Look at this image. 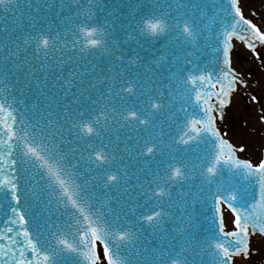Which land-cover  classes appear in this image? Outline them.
<instances>
[{
  "label": "snow or ice",
  "instance_id": "1",
  "mask_svg": "<svg viewBox=\"0 0 264 264\" xmlns=\"http://www.w3.org/2000/svg\"><path fill=\"white\" fill-rule=\"evenodd\" d=\"M56 3L58 19L38 27L37 0H24L23 26L20 0H0V11L16 20L0 26V77L12 89L0 88V264H235L250 257L252 237L264 236V159H241L244 146L225 139L216 121L248 84L233 67V41L259 57L264 29L245 17L240 0H146L122 35L96 16L95 0H66L67 15ZM161 40L158 55L141 57ZM130 41L136 49L126 51ZM66 51L80 62L109 57L108 70L89 84L105 90L74 100V109L53 99L49 77L66 97L98 65L67 55L73 70L65 77ZM21 66L29 76L43 74L35 97L16 87L13 68ZM130 161L139 162L131 173ZM193 206L211 213L199 234ZM157 236L163 243L153 246Z\"/></svg>",
  "mask_w": 264,
  "mask_h": 264
},
{
  "label": "water",
  "instance_id": "2",
  "mask_svg": "<svg viewBox=\"0 0 264 264\" xmlns=\"http://www.w3.org/2000/svg\"><path fill=\"white\" fill-rule=\"evenodd\" d=\"M37 2L41 5L40 11L31 13L36 18L37 26L38 27L43 26L44 24H48L51 26L52 21L58 19L59 4L56 3V0H52L53 7L51 9H48L43 7V0H37ZM75 2L76 0H73V5L75 4ZM145 2L146 0H95V3L99 6V11H96V9H93V11L95 12L96 16L99 17L101 20H107L110 24H113L115 26L113 28V31H115L118 35H122L123 33L121 32V29H123L127 23L131 22L132 17L137 15L138 11L144 7ZM20 3H21L20 11H23L25 14V20L21 22V26H23L27 22V16L30 13L28 12L27 8L24 6V0H20ZM61 3H64L65 15H67L68 4L66 3V0H61ZM5 23H7L10 28L15 27V23H16L15 14H13L12 19H8L7 15L3 11H0V26L4 25ZM245 27L246 26L243 24V22H241L240 25H237V31L240 32L241 34H244ZM18 34H19L18 31L16 33H13V38H15V36ZM3 36L4 34L0 33V41L3 40ZM69 40H71V37H69ZM244 43L246 44V42ZM163 45H164V41L161 40V42L156 44L153 49H147V46H145V50H140L139 54L141 55V57L145 59H150L153 56L159 54L158 50L161 49ZM9 47L11 48L12 45L9 44ZM128 49H136L135 42H131V41L128 42L125 46V50L127 51ZM13 51H15V49H13ZM0 54H5L2 44H0ZM19 55L21 54L16 53V56ZM67 55H72L73 61H77V63L88 64L89 67L91 66V64L98 65L96 73H88L83 77L78 78L76 81V86L70 90L69 95L66 97L60 96L59 90L55 89V81L51 77H49L48 87L55 91V95L53 96V99L58 100L60 104H67L70 108L74 109L76 107L74 100L78 99L81 100V102H83V97L88 96L89 93H91L93 95V98H95L100 91L105 90V86L102 83H97L95 89L90 88L89 84L95 82L94 80H92V77L98 75L101 69H103L104 71L108 70L109 57L107 55L93 54L92 56L86 57L83 62H80L77 60V56L74 52L66 51L65 56L60 57V59L65 61L63 68L65 77H67V74L73 70L72 62L66 60ZM13 59H15V57ZM49 62H51V60ZM2 63L3 62L0 61V64ZM13 71L15 72L16 81H17L16 87L18 88L19 92L25 94L27 97H35L38 94V91H43V88L38 89V86L36 84V80H39L43 76L41 72L37 71L35 73V76H29L28 69L23 66L15 67L13 68ZM53 71H55V69ZM59 74H60L59 72L56 73L57 76ZM0 88H8L9 91L12 90L9 81L4 80L3 77H0ZM84 89H87V91L85 92ZM72 93H75V97L72 95ZM81 93H83V96L81 95ZM19 98L23 99L24 96H21ZM228 105L229 104H227L223 109V117L226 114ZM217 120H221V119L218 118ZM223 121H226V118L223 119ZM219 127L221 129L220 124ZM236 146L239 147L240 145H236ZM241 156L250 159L249 155H241ZM138 165H139L138 161H130L129 162L130 173L134 171L138 167ZM50 211L57 212L56 209H51ZM191 214H192V231L194 234H199L201 227H207L208 221L205 219V217L211 215V213L207 210V208L202 209L199 206H193ZM224 216L226 222L227 221L226 212L224 213ZM176 226L177 223L175 219H173L168 225V227L170 228H175ZM256 234L261 235L259 232H257ZM158 241L160 243H163L162 240H159V236H157L156 240H152L151 243L153 244V246H155V244Z\"/></svg>",
  "mask_w": 264,
  "mask_h": 264
},
{
  "label": "rangeland",
  "instance_id": "3",
  "mask_svg": "<svg viewBox=\"0 0 264 264\" xmlns=\"http://www.w3.org/2000/svg\"><path fill=\"white\" fill-rule=\"evenodd\" d=\"M240 5L245 14L255 19L264 29V0H240ZM235 46L233 65L237 70L243 71V64L247 62L242 58L240 60V57L245 54V49L240 43ZM261 61L264 63V56ZM256 91L249 87L239 89L228 109L226 121L219 122L221 132L226 134L233 145L244 146V150L239 152L240 155H249L254 163L264 159V121L260 118L264 115V95L261 94L259 102L252 101L250 97ZM225 212L226 225L231 228L232 214L229 210ZM251 248L252 255L248 258L237 256L235 264H264V238L254 236Z\"/></svg>",
  "mask_w": 264,
  "mask_h": 264
},
{
  "label": "flooded vegetation",
  "instance_id": "4",
  "mask_svg": "<svg viewBox=\"0 0 264 264\" xmlns=\"http://www.w3.org/2000/svg\"><path fill=\"white\" fill-rule=\"evenodd\" d=\"M243 48L245 49V54L240 57V60L241 58L245 59L247 63L243 64L242 69L244 72L239 71L248 80L246 87H249L252 90H257L255 95L260 98L262 96L261 94L264 95V63L261 61L262 56H264V47L256 49V51L260 53L259 57L255 55L253 50L247 47Z\"/></svg>",
  "mask_w": 264,
  "mask_h": 264
}]
</instances>
